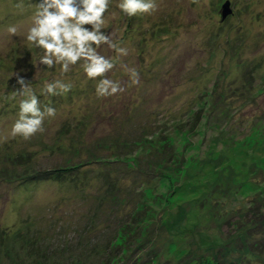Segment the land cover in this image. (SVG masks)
<instances>
[{
  "label": "rangeland",
  "instance_id": "374dc122",
  "mask_svg": "<svg viewBox=\"0 0 264 264\" xmlns=\"http://www.w3.org/2000/svg\"><path fill=\"white\" fill-rule=\"evenodd\" d=\"M227 1L233 12L223 19ZM38 2L0 0V135L17 117L22 97H7L20 87L18 75L37 93L52 78L73 88L51 98L57 114L45 120L42 133L0 142V172L7 168L12 176L0 181V264H149L155 251L156 264H208L210 258L222 263L237 256L263 264L264 243L249 245L264 232V0H156L151 15L133 17L122 14L114 0L106 31L128 49L121 62L139 72V83L132 85L118 63L106 75L125 91L100 99L96 82L78 65L61 77L59 65L45 68L38 63L41 50L25 46L22 36ZM12 24L21 39H10ZM98 51L117 55L107 45ZM253 93L262 95L252 107L243 106ZM41 99L49 102L46 95ZM197 111L200 126L190 137L187 120ZM247 112L256 116L247 120ZM146 126L158 132V146L166 140L173 160L168 155L161 162L156 154L153 169L142 156L154 149L140 146L125 165L112 163L119 152L112 141L124 131L140 135ZM88 147L112 160L110 177L117 169L130 171L120 195L134 198V206L124 214L118 212L119 195L107 200L104 175L97 176L108 171L100 168L104 162L85 165L66 181V175L27 179L75 164L77 154L82 162ZM29 153L41 161L27 169L12 163ZM91 178L97 185L84 193L82 182Z\"/></svg>",
  "mask_w": 264,
  "mask_h": 264
},
{
  "label": "clouds",
  "instance_id": "9594fccd",
  "mask_svg": "<svg viewBox=\"0 0 264 264\" xmlns=\"http://www.w3.org/2000/svg\"><path fill=\"white\" fill-rule=\"evenodd\" d=\"M114 0H39L31 15V22L22 39L26 47L41 50L38 63L45 68L53 69L59 65L61 77H66L73 66L83 69L87 80L95 81V95L98 99L112 97L123 93L125 87L118 81L109 78L118 63L128 75L132 85L139 83V72L123 65L121 57L128 55V49L112 39V31L107 32L106 14ZM116 7L128 17L151 15L157 10L156 0H115ZM90 25L91 27H85ZM7 33L21 39V33L15 24L7 27ZM119 37H117V40ZM107 45L117 54L114 58L101 55L98 49ZM19 88L9 100L18 101L17 117L8 129L7 135H0V142L17 137L28 140L37 133H42L45 120L55 118L57 109L51 106V98L66 96L73 88L65 79L52 78L43 81L39 93L17 76ZM49 98L48 103L41 99Z\"/></svg>",
  "mask_w": 264,
  "mask_h": 264
},
{
  "label": "trees",
  "instance_id": "16d2710c",
  "mask_svg": "<svg viewBox=\"0 0 264 264\" xmlns=\"http://www.w3.org/2000/svg\"><path fill=\"white\" fill-rule=\"evenodd\" d=\"M260 95H262V94L261 93L250 94V96L248 98H246L245 101H243V103H244L243 106L252 107L256 103V101H257V99L259 98ZM247 113L250 114V116L246 117L247 120H252L253 119V115L256 116V112H254V113L253 112H247ZM195 114H196V117L192 121H190L189 119L187 120V123L190 124L189 131H187V134L190 137H192L193 134L197 133L198 128L200 126L199 122H200V120L202 118V115L199 113V111H197ZM116 122H118V121H116ZM216 122H217V120H216ZM119 125H120V127H122V125L120 123H119ZM143 127L140 126V129L143 130L142 129ZM135 129H137V127H135ZM144 129L145 130L142 133H140V135H137V136H135V134H131L132 133L131 131H130L131 132L130 135H128V132L126 133L124 130H122V131H124V133L122 132L124 135L121 133V135H120L121 138L115 139L114 141H112L111 146H113V150L115 148H117V150L119 151L118 154H115L112 157L114 162H112V160L110 161V160H106V158L96 156L95 155L96 153L92 154L91 153V147H88V149H87L88 150V158L83 160L82 162L78 163L79 154H77L78 157L76 158L77 162L75 164H70V165L67 164V165H64L65 167H63L61 169L52 170V171H50L48 173H46V172L42 173L41 172L42 174H39V173L35 174V175H32V174L30 175L29 174L30 176L27 177V179L30 178V179H33V180H42V179L51 180V178L58 179V178L64 177L66 175L65 180H64V181H66L68 178L70 179V178H73V177H78V174L74 173L75 171L76 172H77V170L83 171V169H84L83 167L85 165H94L93 163H96L95 161L104 162L102 165L99 164L100 168H105V167L107 168V166L109 164L117 163L118 161H119L120 165H125L126 163H125L124 160H126V158H128L130 154L138 153L139 149H141L140 146L143 149H147V147H151L152 149H154L152 151V153L148 152L146 155L142 156V157H144V158H146L148 160V162H149L148 166H150L151 168L153 167V169L156 168V166L158 164L155 166L154 165L155 163L152 164L150 161H152L151 157L156 155V154L160 156V161L161 162H164L165 159L168 157V155L170 156L169 157L170 161H172L173 160V154H172L173 152H171V149L168 148V146H166V144H167L166 140L162 139V141L163 140L165 141V146H163V145L162 146H158L157 142L160 139L157 138V140H156V138L154 137V136L157 135L158 132L155 129H151L149 126H146ZM125 130H126V128H125ZM159 135H160V133H159ZM154 141H156L155 142L156 146L153 145ZM85 147L86 146L84 145V148ZM108 147H106V148H108ZM110 148H112V147H110ZM81 149H83V148L81 147ZM84 153H86L85 150H84ZM182 160L184 161V163L186 162V160H184V159H182ZM39 161H41V158L38 159V156L29 153L27 155L19 154L18 155V159L15 160V161H12V163L19 165L21 168L27 169V166H29V164H32V163L36 164ZM135 161L138 163V162L142 161V158H140V157L136 158ZM34 166H36V165H34ZM179 168H181V167H178V170H179ZM3 170H4L3 172H0V179H1L0 181L7 180L8 178L12 177V176L7 175V173L9 172V169L5 168ZM89 170H90V172L92 174L94 172V175H95L96 170H93V168H89ZM128 171L129 170L126 171L124 169L123 170L122 169L121 170L117 169V175H115V177L113 175V178L110 177L112 174H114L112 169H111V172H110V167L108 168V171H106V170L104 171L106 174L109 175V178L106 177V174H103L102 170H99V172H97L98 173L97 176L99 175V179H102V176L104 175V179H102V181L106 180L105 183L107 184V189H106L107 190V195H106L107 200H108V197L109 198L110 197H115V196H113L114 194H118L119 195V198L116 200V203H117V207L119 209L118 212H120L121 215L124 214V212L126 210H129V208L134 203V198L132 200H130L129 198H127V196L120 195L121 193H123L122 186H125V182L129 178L128 174H129L130 171L129 172ZM100 173H102V174H100ZM152 173H153V170H152ZM258 173L259 172L255 169L253 175H257ZM54 176H57V177H54ZM108 179L111 180V182L107 183ZM93 181H94V178H91L87 182H84V181L82 182V184L85 186V189L83 190L84 193L87 190H89V189L90 190L94 189L93 187L95 185H97V184H94V185L90 184ZM76 182H78V180ZM135 182H136V180H134V183ZM80 184H81V182H80ZM179 186H180V184H178V186H176L177 190H178ZM203 196H202V198H203ZM119 216L117 215L118 221H119ZM93 225H94V222H93ZM139 233H140V231L138 230V232H137V230H136V233H133V235H131V237L129 238V243H133V240L136 238V236H138ZM259 234H260V232H259ZM261 234L263 236L261 238V240H259L257 242V244H253L252 245V243H251L249 246L254 247V245H258V246L262 245V243H264V232H262ZM172 239H173V241H177L176 238H172ZM158 248L160 249V247H158ZM155 252L151 253L150 260L148 262L149 264H156L157 263L158 255H157V252H156V254H154ZM259 254H260V256L264 257V253H262V251H260ZM148 259H149V256H148ZM248 260L251 261L252 259L248 258ZM210 261L208 260L207 263L208 264H248L247 261H245L241 256L240 257L237 256V257L232 258V259H230V258L223 259L222 263L221 262L220 263L212 262L213 260L211 258H210ZM144 262L147 263V260L144 261Z\"/></svg>",
  "mask_w": 264,
  "mask_h": 264
},
{
  "label": "water",
  "instance_id": "95a60500",
  "mask_svg": "<svg viewBox=\"0 0 264 264\" xmlns=\"http://www.w3.org/2000/svg\"><path fill=\"white\" fill-rule=\"evenodd\" d=\"M233 10L230 6V2L227 1L223 8H222V16H223V19H226L230 14H232Z\"/></svg>",
  "mask_w": 264,
  "mask_h": 264
}]
</instances>
